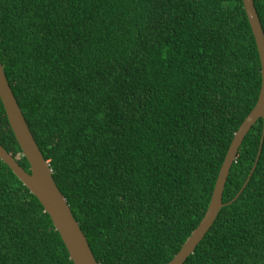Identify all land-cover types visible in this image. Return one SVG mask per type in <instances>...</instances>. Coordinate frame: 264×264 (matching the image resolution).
Masks as SVG:
<instances>
[{"label":"trees","instance_id":"16d2710c","mask_svg":"<svg viewBox=\"0 0 264 264\" xmlns=\"http://www.w3.org/2000/svg\"><path fill=\"white\" fill-rule=\"evenodd\" d=\"M254 2L264 29V0ZM0 59L97 261L168 264L258 101L243 0H0ZM263 126L239 149L225 203L255 164ZM0 143L31 171L1 98ZM0 264H74L1 159ZM184 264H264V140L247 186Z\"/></svg>","mask_w":264,"mask_h":264},{"label":"water","instance_id":"95a60500","mask_svg":"<svg viewBox=\"0 0 264 264\" xmlns=\"http://www.w3.org/2000/svg\"><path fill=\"white\" fill-rule=\"evenodd\" d=\"M243 3L255 37L261 61L262 84L258 101L244 119L232 139L223 164L220 168L209 206L202 220L192 231L191 235L187 238L179 252L168 264H184L188 257L195 252L199 243L203 240L216 221L220 210L225 205L231 204L241 195L253 175L260 158L264 140V128L259 152L247 180L238 194L231 201L225 203L223 201L224 189L231 167L238 156L239 149L253 125L259 119H263L264 122V29L254 0H243ZM0 98L4 105L9 124L22 149L23 155L30 163L31 171L29 172L26 170L18 162L17 158L7 151L1 143L0 159L12 169L23 184L28 187L31 193H33L44 206V209L50 215L55 228L60 233L73 263L100 264L97 261L78 220L73 215L67 198L62 193L53 177L49 161L45 158L42 150L40 149L27 119L23 114V111L8 81L1 59Z\"/></svg>","mask_w":264,"mask_h":264}]
</instances>
